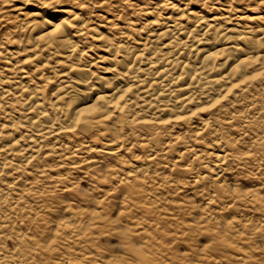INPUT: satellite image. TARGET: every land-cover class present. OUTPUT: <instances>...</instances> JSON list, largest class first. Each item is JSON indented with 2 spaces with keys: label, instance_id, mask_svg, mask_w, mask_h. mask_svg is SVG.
Instances as JSON below:
<instances>
[{
  "label": "clouds",
  "instance_id": "9594fccd",
  "mask_svg": "<svg viewBox=\"0 0 264 264\" xmlns=\"http://www.w3.org/2000/svg\"><path fill=\"white\" fill-rule=\"evenodd\" d=\"M0 264H264V0H0Z\"/></svg>",
  "mask_w": 264,
  "mask_h": 264
}]
</instances>
